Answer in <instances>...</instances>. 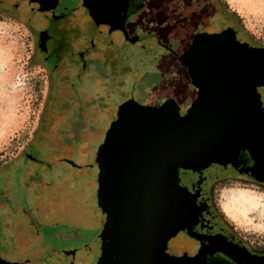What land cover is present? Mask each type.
<instances>
[{
	"label": "water",
	"instance_id": "obj_1",
	"mask_svg": "<svg viewBox=\"0 0 264 264\" xmlns=\"http://www.w3.org/2000/svg\"><path fill=\"white\" fill-rule=\"evenodd\" d=\"M10 1L13 13L26 24L27 4ZM58 1L28 3L32 10L50 11ZM143 1L154 4L145 6ZM80 9L97 28L89 35L95 54L130 70L138 65L136 54L145 52L141 38L150 19H163L166 31L176 20L199 16L206 29L196 32L181 51L157 42L155 70L184 74L196 89L183 114L172 98L159 105L133 98L118 104L90 166L96 169L91 196L102 213V226L93 242L67 251L73 262L66 264H88L94 249L95 264H190L200 255L189 258L166 251L179 231L190 233L198 212L194 196L180 184V171L225 165L246 150L256 164L249 171L264 178V46L251 45L232 27L219 29L211 0H81ZM130 9L135 22L127 20ZM78 192L71 190L70 200L81 214L82 208L74 204ZM216 249L247 264H264V256L234 246Z\"/></svg>",
	"mask_w": 264,
	"mask_h": 264
},
{
	"label": "flooded vegetation",
	"instance_id": "obj_2",
	"mask_svg": "<svg viewBox=\"0 0 264 264\" xmlns=\"http://www.w3.org/2000/svg\"><path fill=\"white\" fill-rule=\"evenodd\" d=\"M211 1L218 11L219 29L232 27L236 33L245 29L240 26L239 16L237 21L229 23L226 11L218 1ZM23 2L30 9L26 25L33 29L36 61L46 77V100L31 139L17 155L0 162V264L72 263L65 254L71 247L79 248L89 243L94 229L74 217L66 188L67 177L65 171H59V163L68 159L72 161L68 164L71 167L87 164L89 161L84 160L87 155L94 161L100 129L93 119L96 115L92 117L89 112L106 117L111 113L108 102L117 110L118 104L128 98L147 105H159L163 99L156 102L138 100L134 96L138 80H129L125 68L121 64L115 65L109 56L95 54L89 35L97 28L80 9L81 0L58 1L50 11L32 10L28 0ZM10 3V0H0V11L16 15L9 7L15 4ZM134 10L130 9L127 14L130 22L136 17ZM14 11L20 14L23 9L15 7ZM178 29L180 32L196 29L192 36L206 27L201 17L196 16L186 18ZM172 32L168 34L171 33L173 40L175 33ZM247 41L253 46H264V34L253 32L252 37L247 36ZM116 73L120 75V85L124 83V77L134 84L129 86L131 92L128 88L122 89V99L115 105L111 97L115 92L113 79ZM166 82L172 91H177V94L171 91L166 98L175 100L183 114L196 95L195 87L186 75L173 72L168 73ZM187 82L191 97L182 94ZM261 94L264 98V88ZM187 99L190 101L185 103ZM104 134L100 135L101 140ZM254 164L248 152L240 150L231 163H211L199 172L180 171V184L194 196L198 212L195 223L188 228L190 233L181 230L168 244L166 251L169 254H186L189 258L199 254L190 264H247L216 249L217 245L223 244L264 256V243L253 244L231 227L222 216L216 197L217 187L232 179L264 189L263 176L257 173L256 178L249 171Z\"/></svg>",
	"mask_w": 264,
	"mask_h": 264
},
{
	"label": "rangeland",
	"instance_id": "obj_3",
	"mask_svg": "<svg viewBox=\"0 0 264 264\" xmlns=\"http://www.w3.org/2000/svg\"><path fill=\"white\" fill-rule=\"evenodd\" d=\"M224 1L240 17V26L245 28L241 29V31L246 37H252L253 32L264 34V0ZM150 3L153 2L148 1L146 4L144 2L145 6ZM160 6L162 7L163 4L161 3ZM136 19L137 17L132 21L135 22ZM184 20L185 18L181 19L180 23L176 20V23L170 25L166 31H162L165 28L163 19L152 18L148 21V26L144 29L145 35L141 38V45L144 46L141 51L145 52L136 54L138 55V65L135 68L132 67L131 70L130 68H125L130 78L129 80L132 82L138 80L134 89V96L138 100L156 102L164 100L166 96L171 95V85L166 82V78L168 73L172 71L168 73L157 72L153 59L156 58V51L160 50L157 42L163 43L174 51H181L185 45L189 44L188 40L194 35L191 36V33L196 29L190 32H180L178 28L181 27ZM172 31H175V34ZM169 32L174 34L173 40L170 38L171 33L168 34ZM34 52V40L31 29L18 16L0 11V162L7 161L17 155L28 143L45 105L46 77L41 65L36 61ZM133 64L135 65V62ZM175 74L182 76L178 73ZM119 76L116 73L113 79L115 92H112L111 99L115 102V105L122 99V95H120L122 89L128 88L129 92H131L129 86L134 84L124 77V83L120 85ZM189 88L190 85L187 82L182 92L184 97L192 96L188 92ZM172 92L177 94V91ZM189 101L187 99L185 103ZM107 105L110 106L109 111L111 113L109 112L106 117L101 113L89 112L92 117L96 115L93 119H96L99 123L98 145L102 141V136L100 135L105 133L110 122L114 120V109L116 111V108L109 102ZM66 160L59 163L61 168L59 171L61 173L65 171L69 200L71 190L80 191L78 193L81 194L75 197L77 203L74 204H78L77 206L82 208L81 214L76 212L79 207L73 208L71 200L70 205L75 212L74 217L79 222L94 229L92 230L94 235L90 241L93 242L96 234L100 231L103 219L94 197L91 196L96 188L94 186L96 183V169L90 167L93 162L92 156H85L84 160L89 161V163L76 164L78 167H71L68 164H71L72 161ZM216 197L218 198L222 216L231 227L253 244L264 243L263 188L253 183L232 179L223 182L217 187ZM97 252L98 250L96 251V249L90 252L87 259L88 264H95Z\"/></svg>",
	"mask_w": 264,
	"mask_h": 264
},
{
	"label": "trees",
	"instance_id": "obj_4",
	"mask_svg": "<svg viewBox=\"0 0 264 264\" xmlns=\"http://www.w3.org/2000/svg\"><path fill=\"white\" fill-rule=\"evenodd\" d=\"M218 1V4L219 6L224 10L226 11V20L229 21V23H231L232 21L234 22L235 20L237 21L238 20V14L232 10L228 4L224 1V0H217ZM218 8V7H217ZM55 135H57L56 131L54 129L51 130Z\"/></svg>",
	"mask_w": 264,
	"mask_h": 264
},
{
	"label": "bare ground",
	"instance_id": "obj_5",
	"mask_svg": "<svg viewBox=\"0 0 264 264\" xmlns=\"http://www.w3.org/2000/svg\"><path fill=\"white\" fill-rule=\"evenodd\" d=\"M247 195V194H246ZM246 197V196H245ZM252 202H254V201H252Z\"/></svg>",
	"mask_w": 264,
	"mask_h": 264
}]
</instances>
